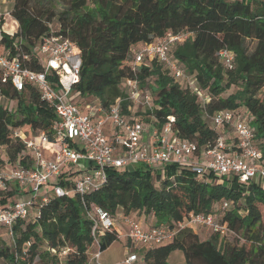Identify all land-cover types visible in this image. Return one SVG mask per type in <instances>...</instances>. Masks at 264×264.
Instances as JSON below:
<instances>
[{
    "label": "trees",
    "instance_id": "16d2710c",
    "mask_svg": "<svg viewBox=\"0 0 264 264\" xmlns=\"http://www.w3.org/2000/svg\"><path fill=\"white\" fill-rule=\"evenodd\" d=\"M11 1V15L19 27L12 37L0 32L1 50L20 59L27 55L24 66L40 72L43 67L36 48L42 38L55 35L73 41L81 59L79 82L73 87L78 95L75 100L94 96L108 108L122 99V113L131 117L129 102L124 100L125 81L137 80L140 90L148 87L153 96L152 112L145 114L154 116V126L161 128L173 117L172 129L178 138L206 149L220 132L205 118L231 110L248 120L264 152V0ZM183 30L189 36L172 46L168 56L205 91L208 101L204 104L187 86L181 87L157 59H145L135 71L128 60L132 49L168 31ZM222 48L234 56L231 69L218 59ZM0 97L14 102L9 108L0 105V149L7 156L0 172L9 164L29 168L31 155L14 133L35 137L44 132L52 140L56 114L29 84L17 92L0 82ZM135 118L149 123L139 115ZM76 174V170H67L61 175L63 180L50 185L66 187ZM106 177L99 190L82 197L50 194L39 216L17 221L12 239H0V260L4 264H30L34 259L38 264H87L95 251H104L118 239L114 227L97 229L94 238L91 235L93 223L86 209L99 207L113 219L118 210L138 222L141 216L151 215L154 226L167 228L189 214L211 215L227 226L223 237L211 233L201 240L198 233L185 229L168 244L140 248L144 264H170L166 259L174 250L182 251L186 264H264V189L256 181L239 183L233 177L212 176L208 177L211 181L202 180L177 164L110 168ZM18 190L13 187L0 195V207ZM224 202L228 207L223 209ZM231 236L235 243L227 241Z\"/></svg>",
    "mask_w": 264,
    "mask_h": 264
},
{
    "label": "built area",
    "instance_id": "2783aa9c",
    "mask_svg": "<svg viewBox=\"0 0 264 264\" xmlns=\"http://www.w3.org/2000/svg\"><path fill=\"white\" fill-rule=\"evenodd\" d=\"M6 0H0V32L12 37L18 30V23L11 15V9L4 8ZM189 36L187 31L173 33L168 31L163 37L132 49L131 67L135 71L145 59H157L169 69L176 80L184 77V71L168 56L172 46L184 42ZM43 56L45 63L40 61ZM220 63L226 69L233 67L234 56L227 48L217 52ZM36 57L42 65L40 72L24 66L23 60L10 57L0 48V82L9 84L15 91L21 92L25 85L34 87L41 99L50 105L57 117L52 125V140L44 132L30 137L24 132H15L27 152L31 155L29 168L23 165H7L0 172V195L9 193L13 187L19 192L2 208L0 207V226L6 229L12 239V227L20 220L35 219L39 208L49 200L50 194L56 197L84 196L99 190L106 182V170L125 169L135 164L155 167L161 164H177L188 167L196 177H233L239 183L256 181L261 185L264 180V152L259 148L253 129L240 114L223 110L210 117V126L218 130L215 143L206 149H199L197 143L178 138L172 129L173 117L161 128L140 122L134 117L122 113V99H118L108 108L80 105L73 87L79 82L81 65L80 50L77 45L62 36L49 35L41 39L36 48ZM128 110L142 105L152 112L150 97L143 95L137 80H126ZM200 91V90H199ZM195 92L199 102L204 104L208 97ZM194 93V92H193ZM80 102V103H79ZM94 110V111H93ZM92 111V112H91ZM96 114H102L95 120ZM152 119L154 116L151 115ZM105 127L112 128L109 135ZM227 129H232L228 136ZM54 151L45 158L44 153ZM204 155L202 161L195 158ZM67 170H76V176L63 187L56 183L63 180L61 175ZM48 186V190H40ZM51 186V189H50ZM20 192H26L29 198L19 199ZM25 195L26 197H28ZM224 202L222 208H227ZM86 209V208H85ZM87 217L92 221L91 235L99 230H111L114 219L99 207L86 209ZM126 237L138 248L152 249L172 242L180 231L199 226L211 233L223 237L227 226L215 220L211 215L189 214L175 227L167 228L160 224L143 229L139 222L124 216ZM118 234V239L120 238ZM54 252V250H52ZM101 251H95L87 264L99 263ZM137 255L132 253L124 264H133Z\"/></svg>",
    "mask_w": 264,
    "mask_h": 264
},
{
    "label": "rangeland",
    "instance_id": "374dc122",
    "mask_svg": "<svg viewBox=\"0 0 264 264\" xmlns=\"http://www.w3.org/2000/svg\"><path fill=\"white\" fill-rule=\"evenodd\" d=\"M4 8H7V9H11L12 8V1L11 0H6V3L3 5V9ZM56 10L57 11H60V7L59 6H57L56 7ZM4 34V33H3ZM128 60H130V61H132V55L129 57V59ZM40 61L44 64L45 63V59H44V57L43 56H40ZM177 82H178V84L181 86V87H188L192 92H198L199 90V92H200V94L201 95H205V91L204 90H201L199 87H198V85H197V83H196V81L195 80H193L191 77H189V76H186V75H184V77H182L181 79H178V80H176ZM124 84V83H123ZM121 85V88H124V85ZM125 87H126V84H125ZM233 89V88H232ZM126 91H127V88H126ZM143 95H147V96H149L150 97V103H151V107H152V99H153V96H152V94H151V91H150V89L148 88V87H145L144 88V90H143ZM88 98V97H87ZM89 99H90V101L89 102H87V103H91L92 104V106H95L96 105V107H98L97 105H100V100H98L96 97H94V96H89ZM83 100V99H82ZM77 101H79V100H76V102ZM13 100H11V99H6V98H2V97H0V105L1 106H5V107H11L12 105H13ZM85 103H84V101H82L81 103H80V105H84ZM149 109L148 108H146V107H144V106H142V105H136L135 107H132V110H130V112H131V114H132V116L131 117H136V115H139L141 118H143V119H145V120H149V123L148 124H150V125H152V126H154L153 125V123H152V117L151 116H147V114H145L146 113V111H148ZM205 120H206V122H207V124L210 126V120L209 119H207V118H205ZM248 121V120H247ZM226 133H227V135L228 136H231L232 135V129H227L226 130ZM7 159V156H6V153H5V151H4V149H0V168H1V161L3 160H6ZM134 166H128L127 168H125V169H127V170H131L132 168H133ZM198 178V177H197ZM216 178V177H215ZM215 178H212V179H215ZM200 179H202V180H207V181H211V179L210 178H208V177H206V178H200ZM215 180H218V179H215ZM261 186H262V188L264 189V180L263 181H261ZM48 190L49 189V187L48 186H45V187H43L41 190H40V192H42L43 190ZM25 195H27V194H25ZM22 196H24V195H22ZM28 197L27 198H29V195H27ZM26 197V196H25ZM24 200V199H23ZM116 215H119V217H116L115 218V220H114V225L120 230L119 232H121V231H123L122 230V227L121 226H123V218H124V216H123V214H122V212H121V210H118L117 211V214ZM149 218H151L152 216L150 215V216H148ZM142 220H140L139 221V223L140 224H142ZM124 227V226H123ZM200 228L201 227H199V226H191L190 227V230H192V231H194V232H196V233H198L199 235H200V239H204V237H205V235H202L201 234V231H200ZM0 239H2V240H5V241H10V237H9V235H8V233H7V231H6V229H4V228H0ZM227 241L228 242H231V243H235V241H234V237L233 236H231V237H228L227 238ZM242 243V242H241ZM117 245H119V243L117 244ZM116 251H117V246L114 248ZM132 253H134V254H136L137 255V261H136V263L135 264H144V261H143V256H142V252L140 251V248H137V249H133L132 251H131ZM110 256L111 255H114L113 257H115V258H118V257H120V256H126V254L128 255L129 253H108ZM105 255H107L106 253H105ZM123 256L121 257V258H123ZM166 261L168 262V263H171V264H186V261H185V258H184V256H183V253H182V251H180V250H174V251H171V253L168 255V257H167V259H166ZM0 264H4L3 263V260H0ZM30 264H38V260L37 259H34L33 260V262L32 263H30Z\"/></svg>",
    "mask_w": 264,
    "mask_h": 264
},
{
    "label": "crops",
    "instance_id": "0c3cea01",
    "mask_svg": "<svg viewBox=\"0 0 264 264\" xmlns=\"http://www.w3.org/2000/svg\"><path fill=\"white\" fill-rule=\"evenodd\" d=\"M82 101H84L85 104H88L87 102H89L90 99H89V97L88 98L86 97ZM89 106H91L93 108L96 107V105L95 106H92L91 103H89ZM95 116H96L95 117V120H97V119H100L102 117V114H96ZM111 131H112V128L105 127V133L107 135H109ZM53 153H54V151H50V152L44 153V156H45V158H49ZM197 159H198V161H199V159H200V161H202L204 159V155L203 154H200L198 156V158L197 157L195 158V161ZM18 198L19 199H25L27 197H25V195H24V196H19ZM116 217H119V215H116ZM116 217H114V220H115ZM139 220H142L143 221L142 224L139 223L140 226L143 229H148L150 227H154L153 220L151 218H149V217L146 218V217L141 216ZM123 226H124V224H123ZM123 226H121L123 231L119 232L120 230L114 225V228L117 230V232L120 234L121 237L119 239H117L115 242H113L107 249H105L104 251L101 252V255H100V258H99V263L100 264H124L123 263L124 260L130 254H132L131 251L133 249H137L138 248V246H133V244L128 240V238L126 237V227L125 226L123 227ZM200 231H201V234L202 235H205L204 239H201V240H205V239H207L211 235L210 230H208L206 228L201 227L200 228ZM118 243H119V245H117ZM116 246H117V251L114 249ZM105 253L107 255H105ZM108 253H111V254L112 253H125V254L126 253H129V254L128 255L126 254V256H123L122 255L123 258H121L122 256H120L118 258H115V257H113L114 255H111L110 256ZM135 263L136 262H134L133 264H135ZM89 264H95V263L93 261H90Z\"/></svg>",
    "mask_w": 264,
    "mask_h": 264
}]
</instances>
